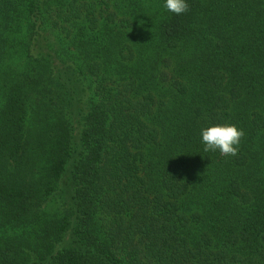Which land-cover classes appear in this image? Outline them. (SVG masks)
Listing matches in <instances>:
<instances>
[{"label":"trees","instance_id":"1","mask_svg":"<svg viewBox=\"0 0 264 264\" xmlns=\"http://www.w3.org/2000/svg\"><path fill=\"white\" fill-rule=\"evenodd\" d=\"M187 2L0 0V264H264V0Z\"/></svg>","mask_w":264,"mask_h":264},{"label":"clouds","instance_id":"2","mask_svg":"<svg viewBox=\"0 0 264 264\" xmlns=\"http://www.w3.org/2000/svg\"><path fill=\"white\" fill-rule=\"evenodd\" d=\"M163 8L175 15L184 14L189 10L187 0H163ZM200 136L205 152L218 151L225 156H234L244 132L235 125L217 124L202 128Z\"/></svg>","mask_w":264,"mask_h":264}]
</instances>
